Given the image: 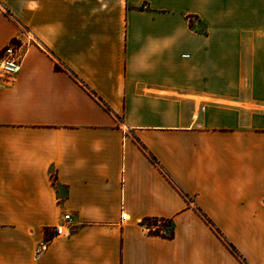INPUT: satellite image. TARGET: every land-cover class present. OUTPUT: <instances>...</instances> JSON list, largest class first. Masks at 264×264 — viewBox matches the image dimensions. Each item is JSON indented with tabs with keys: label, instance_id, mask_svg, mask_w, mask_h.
<instances>
[{
	"label": "crops",
	"instance_id": "1",
	"mask_svg": "<svg viewBox=\"0 0 264 264\" xmlns=\"http://www.w3.org/2000/svg\"><path fill=\"white\" fill-rule=\"evenodd\" d=\"M16 38L0 264H264V0H0Z\"/></svg>",
	"mask_w": 264,
	"mask_h": 264
},
{
	"label": "built area",
	"instance_id": "2",
	"mask_svg": "<svg viewBox=\"0 0 264 264\" xmlns=\"http://www.w3.org/2000/svg\"><path fill=\"white\" fill-rule=\"evenodd\" d=\"M26 41L21 39H14L9 44H7L0 52V76L3 78H11L19 70V64L22 58L23 49L26 46ZM125 217L122 215L121 220ZM64 223H70V218L68 215L63 217ZM65 225L59 224L54 228V236H65Z\"/></svg>",
	"mask_w": 264,
	"mask_h": 264
},
{
	"label": "trees",
	"instance_id": "3",
	"mask_svg": "<svg viewBox=\"0 0 264 264\" xmlns=\"http://www.w3.org/2000/svg\"><path fill=\"white\" fill-rule=\"evenodd\" d=\"M203 217H205L203 215ZM206 221L210 223V221L205 217ZM141 226L146 230L147 235L156 236L165 239H171L173 237V223L172 219L166 218H144L141 221ZM231 252L235 255L239 256L235 248L228 244ZM240 257V256H239ZM241 258V257H240Z\"/></svg>",
	"mask_w": 264,
	"mask_h": 264
}]
</instances>
